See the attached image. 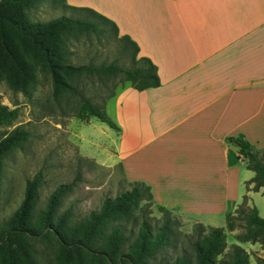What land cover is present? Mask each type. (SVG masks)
I'll use <instances>...</instances> for the list:
<instances>
[{
  "label": "crops",
  "instance_id": "crops-1",
  "mask_svg": "<svg viewBox=\"0 0 264 264\" xmlns=\"http://www.w3.org/2000/svg\"><path fill=\"white\" fill-rule=\"evenodd\" d=\"M64 1L112 19L156 68V86L109 96L111 135L93 125L115 136L109 164L149 185L154 204L225 225L253 175L226 137L264 149V0Z\"/></svg>",
  "mask_w": 264,
  "mask_h": 264
},
{
  "label": "trees",
  "instance_id": "trees-1",
  "mask_svg": "<svg viewBox=\"0 0 264 264\" xmlns=\"http://www.w3.org/2000/svg\"><path fill=\"white\" fill-rule=\"evenodd\" d=\"M41 1L0 0V81L30 97L38 73L48 74L51 98L56 105L70 104L71 114L77 118L94 117L116 129L114 121L102 110L103 105L95 104L79 89L80 77L94 75L100 82L116 78L120 83L128 82L135 89H143L158 84L155 65L147 57L137 56L135 41L126 34L118 35L113 20L90 7L60 0L62 7L78 10L79 14L32 20L28 10ZM99 24L108 25L118 35L122 48L129 52L131 65H119L115 60L100 64L68 61L67 40L80 31L104 33ZM113 94L111 90L106 97ZM16 115L15 107L0 102V125H9ZM27 135L26 129L16 125L0 137V184L4 158ZM226 142L237 146V157L246 160L245 166L253 171L246 180V184H251L247 190L263 186L264 191V164L257 156L260 150L253 149L241 133L228 135ZM124 180L125 189L114 196H105L99 207L89 210L82 219L72 220L69 209L59 211L68 183L54 186L38 209L35 205L39 174L26 178L21 200L0 222V264H38L32 241L50 238L56 245L54 264H246V251L238 243H231L224 251L225 229L233 230L235 219H240L241 230L233 235L236 241L264 239V217L254 206L239 203L226 215L224 226L196 222L190 232H182L179 220L169 215L170 209L154 204L149 185ZM245 196L242 195V202ZM151 204L161 212L158 218L149 215ZM181 241H185L187 250L168 258L158 257L168 248H181Z\"/></svg>",
  "mask_w": 264,
  "mask_h": 264
},
{
  "label": "rangeland",
  "instance_id": "rangeland-1",
  "mask_svg": "<svg viewBox=\"0 0 264 264\" xmlns=\"http://www.w3.org/2000/svg\"><path fill=\"white\" fill-rule=\"evenodd\" d=\"M61 5L60 0H42L36 7L28 10V16L32 20H45L60 14H79L78 10L67 9ZM99 26L105 29L104 33L80 31L67 40L68 61L72 64H100L115 60L119 65H131L129 52L122 48L118 35L113 34L108 25ZM124 83L118 82L116 78L100 82L94 75L85 74L80 77L79 89L92 102L103 105L101 108L106 116L114 119V99H108L106 95L111 90L116 93ZM0 102L8 107H15L17 111L16 117L9 125H0V137L16 125L28 132L20 146L11 150L4 158L0 184V222L16 208L23 196L25 179L35 173H38L40 178L36 208L43 206L46 196L54 186L68 183L69 188L61 200L59 211L69 209V218L72 220L82 219L89 210L97 209L105 196H114L127 187L120 165L109 164L104 157L106 150H112L115 136L112 134L111 139L93 125H103L109 134L112 130L94 117H91V120L77 118L71 114L70 104L56 105L51 98L48 74L38 73L37 83L30 97L11 90L0 81ZM257 156L264 164V149L260 150ZM241 171L250 174L245 170V166H242ZM243 195H246L245 201L242 202L241 196L239 203L247 207L254 206L258 214L264 217L263 186L255 191L249 189L248 193ZM149 215L158 218L161 212L151 204ZM169 215L179 220L178 228L182 232H190L196 223L188 220L176 209L170 210ZM240 222V219H235L233 230L225 229L224 251L229 249L231 243H238L246 251V264H264V239L256 242H238L234 239L233 235L241 230ZM32 243L38 264H54L56 245L52 238L37 239ZM179 245L181 248H168L158 257L165 255V258H168L181 250H187L185 241H181Z\"/></svg>",
  "mask_w": 264,
  "mask_h": 264
}]
</instances>
